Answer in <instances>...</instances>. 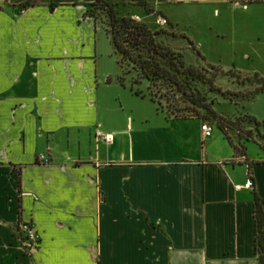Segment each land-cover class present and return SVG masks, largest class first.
<instances>
[{
    "label": "crops",
    "instance_id": "obj_1",
    "mask_svg": "<svg viewBox=\"0 0 264 264\" xmlns=\"http://www.w3.org/2000/svg\"><path fill=\"white\" fill-rule=\"evenodd\" d=\"M27 1L0 0V264H260L259 130L241 128L261 147L247 155L236 131L231 145L215 123L204 138L201 117L167 118L119 82L109 39L87 14L91 0L21 8ZM104 1L137 21L164 20L203 59L190 66L222 71L179 29L207 13L223 24L209 37L241 55L238 74L264 79V0ZM22 222L38 237L30 252Z\"/></svg>",
    "mask_w": 264,
    "mask_h": 264
},
{
    "label": "trees",
    "instance_id": "obj_2",
    "mask_svg": "<svg viewBox=\"0 0 264 264\" xmlns=\"http://www.w3.org/2000/svg\"><path fill=\"white\" fill-rule=\"evenodd\" d=\"M32 4L33 0H28L21 8L24 9ZM96 12H99L106 21L103 32L109 39L113 55L117 58V65L121 71L118 80L123 84L125 77L131 75L129 88L135 96L148 97L159 111H161L160 101L168 104L169 100L177 95L180 97L185 96L188 98L187 101L194 107L187 110L188 114H190L188 116L200 117L195 109L203 111L205 116L215 121L217 129L230 144L229 131H236L239 137H244L245 142L251 141V136L241 135L242 129L239 127L241 122L237 123L240 118L231 121L216 114L212 108V102H208L192 88V83L204 81V78L194 67L184 64L181 57L177 53L175 54L171 47L164 42V39L170 34H167L163 29H150V23L137 21L129 16H122L115 5L104 0H91L87 14L95 22L97 21ZM184 40L195 52L196 57L201 58L192 43L189 40ZM201 60L203 61L202 58ZM237 77H239L238 72ZM244 79L256 85L255 89L248 92L245 96L247 100H253L256 95L264 92V79L258 75L255 74ZM142 82L147 84L146 92L136 88ZM208 84L210 85L211 82L208 81ZM152 88L156 91H151ZM171 103H169L168 107H172V111H175L176 114L170 112L172 117H169L166 112L167 118L181 119L188 117L187 115L179 116L178 114L182 111ZM244 119L256 131L263 125L252 117L246 116ZM259 148L261 147L259 146ZM244 162L245 160H243ZM254 222L255 252L258 262L264 264V213L257 200L254 203Z\"/></svg>",
    "mask_w": 264,
    "mask_h": 264
},
{
    "label": "rangeland",
    "instance_id": "obj_3",
    "mask_svg": "<svg viewBox=\"0 0 264 264\" xmlns=\"http://www.w3.org/2000/svg\"><path fill=\"white\" fill-rule=\"evenodd\" d=\"M207 10V9H205ZM96 24L103 30L105 28V19L99 13L96 12ZM203 16V15H202ZM157 18L155 22H151L148 26L152 30L163 29L167 32V37L164 39V42L171 47V49L181 57V60L186 65L200 64L196 55L191 50H187L188 44L182 38L172 35L171 30L168 29L167 24L162 25L158 24ZM179 29L184 33L192 37L194 44L198 43L202 45L201 53L205 58L206 62L212 66H219L222 71L218 68H212L207 65H201L200 67L195 68L199 71L200 75L203 76L204 81L192 83V88H194L200 96H203L208 102H212V108L220 116L228 119L227 114L235 115V120L238 119L239 127L244 128L247 125L244 117H252L258 123L263 124L258 128L257 142L259 145H264V94L259 95L254 98V100H247L246 95L248 92L255 89L256 85L247 82L244 76L237 77V72H244L246 68L244 61L241 59V55L237 52L233 53L229 49L225 48L223 43L212 40L208 32V27L223 25L222 23L216 22L212 23L209 19L207 13H205L202 18H188L182 21H179ZM222 42V41H221ZM231 70V71H230ZM235 70V71H233ZM260 73L264 74V67L259 68ZM259 73V74H260ZM132 76H126L125 80L130 82ZM208 81L211 84H208ZM147 84L142 82L141 85L136 88L142 92H146ZM153 92L156 90L152 88ZM188 98L185 96H175L173 99L169 100V103L174 104L178 107V110L182 111L178 115H190L187 110L194 108L188 101ZM160 109L162 112L169 114L175 113L172 111V107H168L169 103L160 101ZM198 111L199 116L205 122L215 123L213 119L205 116L203 111L195 109ZM192 115V114H191ZM216 124V123H215ZM241 135L244 136H253L251 132L242 131ZM242 144L247 147V155H255L258 153L259 146L255 142H245ZM243 150V149H242ZM237 172H242L243 169L236 167ZM259 171V170H258Z\"/></svg>",
    "mask_w": 264,
    "mask_h": 264
},
{
    "label": "built area",
    "instance_id": "obj_4",
    "mask_svg": "<svg viewBox=\"0 0 264 264\" xmlns=\"http://www.w3.org/2000/svg\"><path fill=\"white\" fill-rule=\"evenodd\" d=\"M164 23H166L164 20L158 19V24L162 25ZM200 131L204 138H208L211 136L213 128L209 123L203 122L200 126ZM96 138L103 142L107 141V136L102 134L101 132L96 133ZM38 161L40 163H45V164L47 163V160L44 155H39ZM251 187H252V183L250 181H247L244 186L242 187L238 186L236 187V189L237 190L250 189ZM19 230L21 234L23 235L22 240H23L24 251L30 252L31 250H34L38 242V237L33 227L29 223L22 222L19 224Z\"/></svg>",
    "mask_w": 264,
    "mask_h": 264
}]
</instances>
